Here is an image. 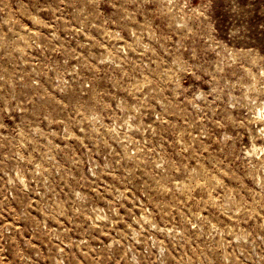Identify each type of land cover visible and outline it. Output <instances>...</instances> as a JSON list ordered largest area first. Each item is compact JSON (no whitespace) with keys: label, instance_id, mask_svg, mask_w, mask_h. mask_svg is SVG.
I'll use <instances>...</instances> for the list:
<instances>
[{"label":"rangeland","instance_id":"374dc122","mask_svg":"<svg viewBox=\"0 0 264 264\" xmlns=\"http://www.w3.org/2000/svg\"><path fill=\"white\" fill-rule=\"evenodd\" d=\"M0 264H264V0H0Z\"/></svg>","mask_w":264,"mask_h":264}]
</instances>
